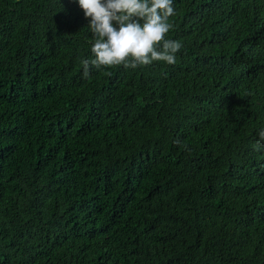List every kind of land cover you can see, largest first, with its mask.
Returning <instances> with one entry per match:
<instances>
[{
    "label": "trees",
    "instance_id": "16d2710c",
    "mask_svg": "<svg viewBox=\"0 0 264 264\" xmlns=\"http://www.w3.org/2000/svg\"><path fill=\"white\" fill-rule=\"evenodd\" d=\"M173 5L85 77L78 0H0V264H264V0Z\"/></svg>",
    "mask_w": 264,
    "mask_h": 264
},
{
    "label": "clouds",
    "instance_id": "9594fccd",
    "mask_svg": "<svg viewBox=\"0 0 264 264\" xmlns=\"http://www.w3.org/2000/svg\"><path fill=\"white\" fill-rule=\"evenodd\" d=\"M92 33V59L81 61L84 76L91 68L115 67L136 69L155 61L176 62L182 44L167 38L173 25V0H78ZM143 21L141 23L140 21ZM254 145L264 147V130Z\"/></svg>",
    "mask_w": 264,
    "mask_h": 264
}]
</instances>
